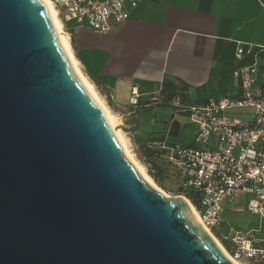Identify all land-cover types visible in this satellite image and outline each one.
Here are the masks:
<instances>
[{"label":"water","instance_id":"1","mask_svg":"<svg viewBox=\"0 0 264 264\" xmlns=\"http://www.w3.org/2000/svg\"><path fill=\"white\" fill-rule=\"evenodd\" d=\"M146 184L39 0H0V264H233Z\"/></svg>","mask_w":264,"mask_h":264},{"label":"crops","instance_id":"2","mask_svg":"<svg viewBox=\"0 0 264 264\" xmlns=\"http://www.w3.org/2000/svg\"><path fill=\"white\" fill-rule=\"evenodd\" d=\"M139 6L106 35L73 23L63 29L79 70L120 120L126 140L140 148L145 162L154 164L155 152L145 147L150 137L169 146L193 141L175 142L183 126L177 104L162 102L163 81L184 85L183 103L189 105L216 94H235L239 84L234 72L252 65L264 50V0H142ZM240 44L254 52L237 58ZM132 93L137 95L136 107L128 103ZM160 107L174 113L169 123L157 131L152 119L153 126L142 132L140 113L156 114ZM175 121L179 128L173 137L169 131ZM163 127L165 133L158 138L155 133Z\"/></svg>","mask_w":264,"mask_h":264},{"label":"built area","instance_id":"3","mask_svg":"<svg viewBox=\"0 0 264 264\" xmlns=\"http://www.w3.org/2000/svg\"><path fill=\"white\" fill-rule=\"evenodd\" d=\"M50 1L62 25L73 23L106 35L127 20L142 0ZM236 51L237 58L254 52L243 44ZM263 51L257 52L252 65L234 72L239 84L235 94H216L191 105L177 99V114L193 127L191 145L169 146L165 140L145 144L155 152L157 168L148 160L150 172H160L159 179L172 185L168 196L187 200L201 224L229 244L232 252L227 253L234 260L254 264L264 263V89L259 56ZM128 103L138 105L136 93ZM234 202L243 204L236 212L257 219L256 228L233 232L226 227L224 213L233 211L229 206Z\"/></svg>","mask_w":264,"mask_h":264},{"label":"rangeland","instance_id":"4","mask_svg":"<svg viewBox=\"0 0 264 264\" xmlns=\"http://www.w3.org/2000/svg\"><path fill=\"white\" fill-rule=\"evenodd\" d=\"M172 104H178L179 102L176 100V98L171 100ZM183 103V102H181ZM166 107V106H163ZM160 107L158 109V111L152 114V112L150 113L151 110L149 111H143V113H140V119H141V123H140V129L141 131H145L147 132V130L149 129V126H153V124L151 125V121L152 119L157 120L156 124L154 125L155 129L157 131H159V129L164 126V124L166 122L169 123V121L171 120V117L173 116L174 113H171V110L168 108H163ZM180 117V116H177ZM183 126L182 129V136L179 139H176V143H188L189 141H192V139L194 138V134H193V127H191L188 122L186 121L185 118L180 117L179 120ZM121 124V122H120ZM120 124H119V129L120 128ZM188 124V125H187ZM165 128L163 127L160 132L155 133L157 135L158 138H160L161 134L165 133ZM122 131V130H121ZM122 136L124 137L125 141H126V146H127V151L130 152V154L133 156V158L140 163L143 168H145V170L147 171L146 173L148 174V176L151 178L152 182L155 183L156 187L158 188V190L154 189L155 191L159 192L160 194L164 193L165 197H167L168 192L172 191V185L169 182L163 181L162 179L160 180L158 178V180H154L152 178V173L149 170V167L147 166V161L145 162L141 156V151L140 148L137 146L135 147L131 141L129 139L126 140L125 136L122 134ZM152 138V137H150ZM150 138L148 140H150ZM169 141L171 142V140L169 139ZM175 143V144H176ZM124 154V153H123ZM125 156V154H124ZM126 158V157H125ZM127 160V158H126ZM129 161V160H127ZM130 162V161H129ZM176 196V195H175ZM240 199V198H239ZM238 199V200H239ZM230 209H233L232 212H229V210H227L226 213H224V219H225V225L226 227L228 226L233 232H243V231H248L251 228H256L257 227V219L253 216H250L248 213L243 212H236L235 209H239L240 207H243V204H240L239 202H234L232 203L230 206ZM226 227H224L225 229H227ZM223 231V229H222ZM216 238V236H214ZM217 239V238H216ZM217 241L219 242L220 246H222L221 242L219 241V239H217ZM224 247V246H223ZM224 249V248H223ZM226 250V249H224ZM245 264H254L253 262H244ZM243 263V264H244ZM264 264V263H262Z\"/></svg>","mask_w":264,"mask_h":264},{"label":"bare ground","instance_id":"5","mask_svg":"<svg viewBox=\"0 0 264 264\" xmlns=\"http://www.w3.org/2000/svg\"><path fill=\"white\" fill-rule=\"evenodd\" d=\"M39 1H40L42 8L45 9V12L47 13L52 24L55 25V27L59 33V36L61 38V41H63V54L67 58V61H68V64L72 70V73H74V75L76 77H78L85 84V86L89 89L92 96L95 98L97 104H99L101 106V108L103 109L104 113L107 116V119L110 121V124H111L112 129H113V135L116 137V139L119 143L120 151L125 154L124 157H126L127 160L130 161L131 165L133 166V168H135L137 170V172L141 176L142 180L144 182H146V184H148L152 188L158 190L155 183L152 182L151 178L146 173L147 171L145 170V168H143V166L133 158V156L130 154V152L127 151L126 141H125L124 137L122 136V134H123L122 131L119 129L120 120L114 114H112L111 111L108 110L106 105L100 99L96 89L93 88L89 84V82L87 81V79L85 78L83 73L79 70L78 64L76 63L75 58L72 55V51H71L70 43L68 41V37H67V35L63 29L64 25L62 26V22L58 18L57 11H56V9H54L53 4L51 3L50 0H39ZM162 195L164 196L165 194L163 193ZM167 197H169V196L167 195ZM184 201L186 202L191 215H193V217L196 218V221L201 226L202 230H204L206 232V234L209 236V238L214 241V243L216 244V246H218V248L223 253V255L227 259H229L230 262H232L233 264H243L244 262L234 260L229 255V253H227V251L224 250L225 248L223 246H220L219 242L214 237V235L201 224V222L199 221V216L196 213L195 209L191 206V204L187 200H184Z\"/></svg>","mask_w":264,"mask_h":264},{"label":"trees","instance_id":"6","mask_svg":"<svg viewBox=\"0 0 264 264\" xmlns=\"http://www.w3.org/2000/svg\"><path fill=\"white\" fill-rule=\"evenodd\" d=\"M260 59L262 60V64H261V70H262V74H263V79H262V87L264 89V51L259 53ZM162 102L166 103L171 101L174 98H178L180 100V102L184 101V94L183 92L186 90V87L184 85H178V83L175 82H171L168 79H165L162 83ZM178 128L179 125L178 123L175 121L171 124V128L169 131V134L173 137L178 136ZM152 156V153L149 154V157ZM152 167L157 168L154 166V164L152 163ZM160 175V172H157L156 174L152 175V178L154 180H158V177ZM222 246H224V248L226 249L227 252H232L231 247L229 246V244H227L226 242H221Z\"/></svg>","mask_w":264,"mask_h":264}]
</instances>
